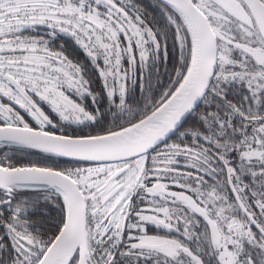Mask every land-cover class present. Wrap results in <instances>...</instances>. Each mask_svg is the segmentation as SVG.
I'll list each match as a JSON object with an SVG mask.
<instances>
[{"label": "snow or ice", "instance_id": "obj_1", "mask_svg": "<svg viewBox=\"0 0 264 264\" xmlns=\"http://www.w3.org/2000/svg\"><path fill=\"white\" fill-rule=\"evenodd\" d=\"M0 264H264V0H0Z\"/></svg>", "mask_w": 264, "mask_h": 264}, {"label": "trees", "instance_id": "obj_2", "mask_svg": "<svg viewBox=\"0 0 264 264\" xmlns=\"http://www.w3.org/2000/svg\"><path fill=\"white\" fill-rule=\"evenodd\" d=\"M159 0H136V3L142 5L145 9H147L148 12H153L156 9V6L158 4ZM61 44L65 45V50L68 53H71L70 58H77L78 50L75 49V47L72 45V42L69 40L67 36H64L62 39L56 40L52 44L53 50H60L59 46ZM80 59H83V57H78ZM100 84L98 81H93V90L99 91ZM243 94V93H241ZM171 142V141H170ZM13 161L19 164H26L29 162H36L41 165H53V162L55 161L56 167H61L62 161H67L66 159L62 158H56L51 157L49 158L46 154L34 152L31 150H25V151H18L16 155L13 157ZM53 215H55V212H53Z\"/></svg>", "mask_w": 264, "mask_h": 264}, {"label": "flooded vegetation", "instance_id": "obj_3", "mask_svg": "<svg viewBox=\"0 0 264 264\" xmlns=\"http://www.w3.org/2000/svg\"><path fill=\"white\" fill-rule=\"evenodd\" d=\"M61 164H62V166L61 167H75V166H77V164L76 163H70V162H68V161H62L61 162ZM80 166H86V165H83V164H81ZM149 233L150 234H156V230L154 229V228H152L151 226L149 227ZM162 234V233H161Z\"/></svg>", "mask_w": 264, "mask_h": 264}, {"label": "rangeland", "instance_id": "obj_4", "mask_svg": "<svg viewBox=\"0 0 264 264\" xmlns=\"http://www.w3.org/2000/svg\"><path fill=\"white\" fill-rule=\"evenodd\" d=\"M39 31H43V30L41 29V30H39Z\"/></svg>", "mask_w": 264, "mask_h": 264}, {"label": "water", "instance_id": "obj_5", "mask_svg": "<svg viewBox=\"0 0 264 264\" xmlns=\"http://www.w3.org/2000/svg\"><path fill=\"white\" fill-rule=\"evenodd\" d=\"M62 159H65V158H62Z\"/></svg>", "mask_w": 264, "mask_h": 264}]
</instances>
